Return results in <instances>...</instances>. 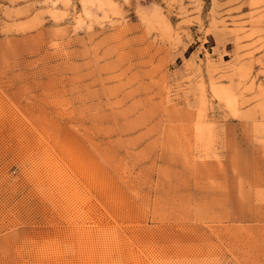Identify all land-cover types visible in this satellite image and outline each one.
Wrapping results in <instances>:
<instances>
[{
	"label": "rangeland",
	"instance_id": "1",
	"mask_svg": "<svg viewBox=\"0 0 264 264\" xmlns=\"http://www.w3.org/2000/svg\"><path fill=\"white\" fill-rule=\"evenodd\" d=\"M0 264H264V0H0Z\"/></svg>",
	"mask_w": 264,
	"mask_h": 264
}]
</instances>
